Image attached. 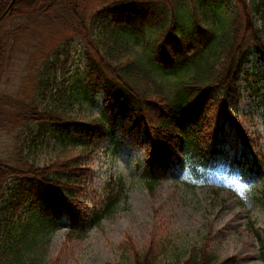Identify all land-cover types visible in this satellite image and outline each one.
<instances>
[{
    "label": "trees",
    "instance_id": "obj_1",
    "mask_svg": "<svg viewBox=\"0 0 264 264\" xmlns=\"http://www.w3.org/2000/svg\"><path fill=\"white\" fill-rule=\"evenodd\" d=\"M90 3L120 11L113 22H94L86 10ZM41 24L72 30L87 49L88 64L82 77L67 83L57 73L61 51L51 50L34 66L32 92L0 106V131H16L17 141L13 154L0 158V264H49L48 245L64 211L70 222L66 239L84 235L77 199L89 175L83 168L97 151L96 140L118 138L122 123L128 129L126 120L144 129L151 147L146 180L152 190L162 181L158 171L170 168L175 137L195 173L222 160L221 146L232 129L244 157L252 152L254 143L233 110L242 67L252 55L264 58V0H0V83L10 48ZM154 110H160L157 125L148 119ZM207 121L215 142L202 149L197 141ZM47 137L55 140L53 156L40 164L35 155L44 144L51 148ZM260 155L251 170L257 176H263ZM118 201L110 197L95 223L111 218ZM154 251L135 248L134 264H157ZM203 255L194 249L182 264H206Z\"/></svg>",
    "mask_w": 264,
    "mask_h": 264
},
{
    "label": "rangeland",
    "instance_id": "obj_2",
    "mask_svg": "<svg viewBox=\"0 0 264 264\" xmlns=\"http://www.w3.org/2000/svg\"><path fill=\"white\" fill-rule=\"evenodd\" d=\"M114 6L90 3L86 10L94 22L104 19L113 22L120 11ZM36 29L14 50L10 48L13 52L9 56L10 66L0 83V106L6 105V99L22 100L32 92L29 84L36 73L34 66L38 59L48 57L51 50L61 51L55 58L60 62L58 78L71 83L85 74L87 49L72 30L50 24L37 25ZM239 76L238 103H235L239 112L233 110V115L254 143L248 156L243 157L244 144L236 140L237 132L232 129L227 144L221 146L222 160L208 169L199 168L196 174L186 168L179 153L180 140L175 137L170 145L171 169L158 171L162 181L152 190L146 180L151 147L145 145L144 129L131 125L132 118L124 121L128 129L122 123L116 132L118 138L107 136L96 140L97 151L83 168L89 175L83 180L77 199L81 205L80 217L87 227L84 235L66 239L69 217L64 212L48 245L46 262L134 264L132 256L137 248L142 252L154 249V254H159L157 264H182L194 249L201 253L204 250L206 264H264V202L260 197L264 167L263 176H251L252 168L257 166L256 155L262 154L264 164L261 107L264 58L252 55ZM103 98L98 99L100 109ZM154 111L149 112L148 119L155 125L160 110ZM98 113L95 111L94 116ZM210 129L211 123L207 121V126L200 130L202 136L197 142L202 149L215 142L211 143ZM15 134L16 131H0V158L5 160L13 154ZM45 140L51 141V148L44 144L37 151L35 160L40 164L53 156L55 140L49 137ZM112 196H119L115 211L111 218L96 224V215Z\"/></svg>",
    "mask_w": 264,
    "mask_h": 264
}]
</instances>
